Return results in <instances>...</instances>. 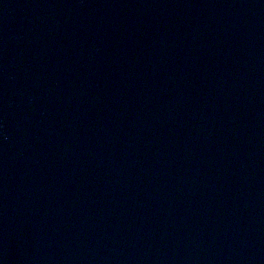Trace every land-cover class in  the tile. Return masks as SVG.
<instances>
[{
    "label": "water",
    "instance_id": "obj_1",
    "mask_svg": "<svg viewBox=\"0 0 264 264\" xmlns=\"http://www.w3.org/2000/svg\"><path fill=\"white\" fill-rule=\"evenodd\" d=\"M0 264H264V0H0Z\"/></svg>",
    "mask_w": 264,
    "mask_h": 264
}]
</instances>
